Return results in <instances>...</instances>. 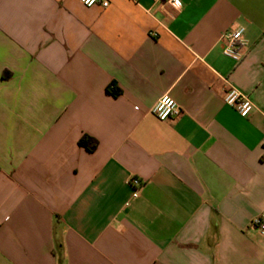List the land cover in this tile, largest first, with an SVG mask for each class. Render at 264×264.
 Segmentation results:
<instances>
[{
    "label": "crops",
    "instance_id": "obj_1",
    "mask_svg": "<svg viewBox=\"0 0 264 264\" xmlns=\"http://www.w3.org/2000/svg\"><path fill=\"white\" fill-rule=\"evenodd\" d=\"M108 1L0 0V264H264V0Z\"/></svg>",
    "mask_w": 264,
    "mask_h": 264
},
{
    "label": "built area",
    "instance_id": "obj_2",
    "mask_svg": "<svg viewBox=\"0 0 264 264\" xmlns=\"http://www.w3.org/2000/svg\"><path fill=\"white\" fill-rule=\"evenodd\" d=\"M86 7L100 6L108 8V0H78ZM165 6L176 10L182 7L181 0H161ZM223 54L235 61L237 64L244 61L247 56L245 29L240 26H232L221 36ZM224 102L234 108L242 118H248L254 111L255 105L251 99L233 86H229L224 94ZM152 113L162 122L177 120L183 114L181 107L170 96H163L152 110ZM127 184L133 188L132 198L138 199L145 185L144 181L137 177H131ZM130 203L126 204L129 207ZM251 226L255 228L261 236H264V215L254 218Z\"/></svg>",
    "mask_w": 264,
    "mask_h": 264
},
{
    "label": "trees",
    "instance_id": "obj_3",
    "mask_svg": "<svg viewBox=\"0 0 264 264\" xmlns=\"http://www.w3.org/2000/svg\"><path fill=\"white\" fill-rule=\"evenodd\" d=\"M79 145L92 152L96 150L98 142L96 139L85 135L80 139Z\"/></svg>",
    "mask_w": 264,
    "mask_h": 264
}]
</instances>
